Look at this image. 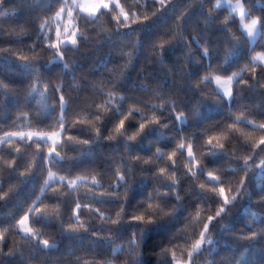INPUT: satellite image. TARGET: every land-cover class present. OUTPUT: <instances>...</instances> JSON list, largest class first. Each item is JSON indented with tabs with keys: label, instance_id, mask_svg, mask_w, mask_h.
<instances>
[{
	"label": "trees",
	"instance_id": "1",
	"mask_svg": "<svg viewBox=\"0 0 264 264\" xmlns=\"http://www.w3.org/2000/svg\"><path fill=\"white\" fill-rule=\"evenodd\" d=\"M119 2L125 11L137 13L140 19L145 13L151 16L152 11H158L142 24L120 29L112 18L111 9L92 20L83 17L82 13L77 16L79 10L72 9L75 17L72 24L84 33L80 37L79 47L62 46L65 60L48 63L49 56L55 50L47 45L56 40L58 25L63 31L68 20L67 9L72 6L71 0H0V12L3 13L0 16V80L15 88L14 94L3 97V103H0V137L12 131L62 133L57 145L62 158L52 156V163L43 159L47 155V148L52 146L50 141L20 140L18 137L0 140V195L8 193L5 200H0V233L3 234L0 251L6 253L15 249L13 254L0 255V264H84V261L96 264L97 258L111 264L128 260L130 264L129 257L125 255L130 251L127 247L123 252H113L112 249L126 245L132 231L139 227L144 228L139 264H172L169 256L158 255L162 248L170 244L176 246L174 251L177 258L183 260L186 247L198 238L207 216L214 215L220 206L218 196L196 187L207 180L206 174H202L198 181L193 180L190 174L184 175L188 172L184 167L188 161L187 143L195 141L194 156L199 160L200 153L208 152L205 145L208 136L219 134L222 129L227 130L226 138L221 141L225 149L217 150L215 154H205L202 160L205 171L213 170L222 177L227 192L229 188L234 191L239 179L244 176L241 168L243 161L239 157L248 155L252 144L264 134L255 131L251 139L245 140L243 133L251 131V125L243 119L236 125L240 131L227 129V125L233 123L241 113L257 123L264 122V88L259 87L264 82V71H261L264 64L256 67L255 81L250 70L241 73L248 84H239L236 81L241 77L236 78L233 88L239 95L231 100L223 97L211 80L199 83L209 72L213 75H230L243 68L250 56L255 54L250 51L251 48H255L256 52L264 51V34L260 32L252 45L245 36L233 48L232 55L225 63L224 51L232 43L231 35L239 37L241 29L238 18L226 8H215L213 12H208L210 7H214V0H203V4L201 0H165L163 8H160L157 0ZM245 2L252 15L260 16V26L264 28V0ZM61 6L66 11L57 17L56 12ZM115 11L118 14L119 9ZM182 12L184 15L180 22L185 38L174 39V33L178 31L175 21ZM225 23L232 33L226 31ZM40 24H44L43 29L39 27ZM105 28L111 30V35L105 34ZM134 34H138V42L132 64L121 75L126 63L121 53L132 51V42L136 39ZM192 37H198V40ZM165 40L169 43L160 57L159 47L154 49L153 44ZM205 43L213 49L210 59L201 55ZM37 53L40 55L39 67L43 79L40 88L43 90L45 85H50L51 89L47 93V106L38 103L41 98L36 93L28 95L34 76L32 70L25 68L17 59L21 55L31 59ZM64 62L70 64L69 69H63ZM113 83L117 91L111 99L109 113L96 122L95 116L102 114L97 105L108 99L107 93ZM58 86L63 87V92L55 91ZM60 95H65L68 101L63 111L59 104ZM162 104L165 106L157 107L156 114L168 127H147L135 142L128 144L127 152L122 138L112 141L102 138L110 133L123 111L127 114L129 107L151 109L153 105ZM180 111L186 113L185 122L176 120ZM27 112L31 113L30 117L23 114ZM153 114L152 111L133 113V118L126 122V128L128 131L135 130L141 116L151 117ZM61 118L65 125L63 130L59 123ZM81 120L83 124L78 123ZM93 124L101 129L99 139L96 138ZM212 125L216 127L212 128ZM203 129H209L207 134ZM185 136L187 139L183 140L185 148L181 150L182 155L178 152L173 161H167V155ZM68 137L73 139L69 140ZM84 139L91 143L83 145L78 142ZM156 147L163 149L165 155L162 158L154 155ZM130 154L145 158L150 156L154 163L133 166L127 199L123 188L120 189V201L101 195L115 185L118 167L122 172L127 171L126 166L131 163ZM252 155L253 167L247 180L249 195L231 207L230 212L213 221L210 225L213 244L206 247L214 250L211 254L197 253L195 264H211V261L214 264H264V234H258L251 241L237 238L255 228H264V201L255 202L264 195V167H256L264 158V153ZM8 160L15 161L14 169L7 166ZM29 165H33L29 174L19 177L18 173L28 169ZM168 165L172 166L168 175L175 171L178 192L184 196L181 202H176L174 196H162L160 200L165 205L177 203L178 210L146 226L135 222L112 225V219H121L116 213L119 211L118 204L125 199L124 219L143 207L141 202L148 193H153V199L148 202H158L155 189L159 187L163 192L167 188L161 186L164 178L157 179L156 173L159 167ZM49 169L57 177L74 179L85 176L87 180L74 190H69L66 183L57 179L56 183L41 191ZM233 169L238 171L234 172ZM93 175L97 177L99 187L91 183ZM212 186V183H208L206 188ZM76 202L90 207H81L79 220L84 224V229L73 233L65 229L69 223L76 222L72 214ZM57 204L58 215L52 211V205ZM34 207L44 209V212L29 213L28 209ZM144 207H147L146 203ZM100 212L104 213L103 218ZM197 212L200 213L198 217ZM24 214H29L28 227L33 229V234H38L39 239L55 241V247L44 249L36 240L20 231L16 221ZM188 216L192 218L185 220ZM220 219H223V227L219 224ZM93 232L104 238L93 236ZM77 257L80 259L77 260Z\"/></svg>",
	"mask_w": 264,
	"mask_h": 264
},
{
	"label": "snow or ice",
	"instance_id": "2",
	"mask_svg": "<svg viewBox=\"0 0 264 264\" xmlns=\"http://www.w3.org/2000/svg\"><path fill=\"white\" fill-rule=\"evenodd\" d=\"M157 2L160 5V8H163L165 4V0H157ZM201 4H203V0H201ZM115 6L114 8L112 6ZM247 3L244 2L241 3V0H236L235 5H232L229 3L227 7L231 10L232 13H238L240 17V22L238 27L241 29V34L239 37H237L235 34L231 35L232 43L229 45L228 48L224 51V62L226 63L229 59V57L232 55L233 48L240 43V40L244 39L246 36L247 38L251 39L253 38L258 31L261 32V34H264V28H261V20L260 16H253L250 12V9L246 7ZM224 7L223 4H217L214 7H210L208 9V12L211 13L214 11L215 8H222ZM72 9H78L79 11L76 13L77 16H79L81 13L84 14L83 17H86L88 20H92L94 18H97L98 16H103L105 10L111 9L113 12V20L116 21L118 28L120 29H129L133 25L142 24L145 21H148L151 19L152 16L156 14L158 10L152 11V15L149 16L148 14H143V19H140L137 13H129L125 11L124 7L121 6L119 0H72V6L71 8L67 9V15L68 20L65 22L63 31H61L59 25L56 29V40L53 42H50L47 47L50 49L55 50L51 56H49L48 63H52L56 60L64 61L65 57L63 55L64 53V47L62 46H71L73 49H76L79 47V40L84 33L78 28L73 26L72 20L75 19L73 16V10ZM116 9H119L118 14L116 13ZM66 11L64 6H61L59 11L56 12V16L59 17L62 13ZM3 13L0 12V16H2ZM184 13L182 12L180 16L176 18L175 24L178 31L174 33V39H184V32L181 27V19ZM123 17V19H121ZM39 27L43 29L44 24H40ZM226 31L229 33H232V29L227 27V24L225 23ZM105 34L111 35L110 29H103ZM136 36V39L132 42V51H125L122 52L121 55L126 58V63L123 65V68L121 70V75H123V70L127 69L131 66L132 60H133V54L134 50L137 46L138 42V34H134ZM63 37V38H61ZM191 39H197L198 37H192ZM169 43V41L165 40L163 43L153 44V48L159 47L160 49V57L162 55V51L165 48V46ZM189 51H191L190 44L188 45ZM2 51V50H0ZM43 49H41V52ZM251 52L255 53L254 55H251L248 61L245 63L244 67L241 68L239 71H233L230 75H213L212 72H209L208 75L204 76L199 83H203L204 80H214L216 85L220 90L223 92V97L228 99H233L234 97L238 96V91L234 90L233 88V82L236 81L237 77H241V73L250 70L253 76V80L256 79V67L260 64H264V51L256 52L255 48L250 49ZM201 55L203 57L211 58L213 55V49L205 43L201 50ZM159 58V57H158ZM18 61L23 64L25 68H29L32 70V73L34 76V79L30 81V86L28 90V95L32 96L33 93H36L41 100L38 101V103L46 105V101L48 99L47 93L51 90L50 85H45L44 89L41 90L40 85L43 83V79L41 78V70H40V55L39 53L34 54L31 59L27 55H21L17 57ZM187 59V57H186ZM209 67H211L209 65ZM70 64L68 62L63 63V69H69ZM261 71H264V69H261ZM239 84H248V81L244 80L243 77L240 78L239 81H236ZM191 83V81H190ZM199 83L196 85V87L199 86ZM251 86V85H250ZM260 88H264V82L259 84ZM55 91L57 92H63V87L58 86ZM116 87L115 83L112 84L111 90L108 91L107 97L108 99L105 100V102L101 105H97L99 109H101L102 114H97L95 116V121L99 122L102 120V117L109 113V108L111 105V99L116 93ZM15 88L9 84L6 83L4 80H0V103H3V97L8 96L10 94H14ZM123 98V97H121ZM219 99V97H217ZM67 99L65 95L59 96V104L61 111L64 110V106L67 103ZM167 102H165L166 104ZM173 104H175V101H172ZM164 104L160 106L153 105L151 109H141L136 107H129L127 109V114H125V111H123L120 115V118L114 123L110 133L107 136H103V139L112 141L116 140L117 138H122L125 141V151H128V144L130 142H135L145 131V129L149 126H156L159 125L161 127H168L167 124L162 123V121L159 119L158 115L156 114V108L157 107H163ZM178 110V109H177ZM39 111V109H38ZM141 111H152L154 114L151 117L141 116L140 120L138 122V127L133 131H128L126 128V122L133 118V113L141 112ZM31 116L30 112L23 113ZM66 115V114H65ZM187 119L186 113L183 111L179 112V115L176 116V120L185 122ZM244 120L246 124L251 125V131L243 133L245 136V140H249L252 138L253 132L255 131H261L264 132V122L257 123L255 119H247V116L244 113H241L240 115H237L235 117V120L233 123L227 125V129L229 130H235L240 131L236 127V125L239 123L240 120ZM60 128L61 130L64 129V121L63 118L60 119ZM78 123L83 124L84 121H78ZM89 123H92V121H89ZM96 138H101V129L100 127H97L95 124H93ZM212 128H215L216 125H212ZM209 129H203V132L207 134ZM61 132L53 131V132H5L3 137H0V140H11L13 137H18L20 140H45V141H51L52 146L47 148V155L43 157V159L48 162L52 163L50 160V157L55 156L58 158L61 157V152L57 151V145L60 144L59 137L61 136ZM227 136V130L222 129L219 134L216 135H209L208 138L205 141V145L208 146V152L207 153H200L201 159H197L196 156H194V143L195 141L187 143V157L188 161L185 163L184 167L188 169L187 173H184L185 176H190L193 178V180H200L202 174H206L207 180L200 182L196 187H198L201 191L210 192L215 196H218L220 206L215 211L214 215H208L206 222L202 225V230L198 233V238H196L190 245H188L185 249L186 255L183 260L177 258V253L174 251L175 245H168L165 246L160 250L158 255H167L171 258L172 264H195V260L197 258V253H209L214 249L207 248L206 245L211 246L213 244V236L211 235L210 225L213 223V221L218 220V218H221L224 216L225 213L230 212L231 207H234L241 199L249 195V188L247 184L248 180V173L252 170L253 167V155L252 153H264V134H262L258 141H256L251 146V152L248 155H244L242 157H239V159H242V171L244 173V176H242L239 179L238 184L236 185L234 191L232 188H229L226 192V189L224 187V182L222 177L218 174V172H214L213 170H207L205 171L203 167V156L205 154L211 155L215 154L217 150H224L225 144L221 141L224 140ZM69 140L73 139V137H68ZM187 139V137H181V142L177 143L174 150L167 155V161H173L174 157L177 156V153L180 152L182 155V151L185 148V143L183 140ZM79 143L83 145H89L91 143L90 140L84 139L78 141ZM17 152L20 151V149H16ZM154 155L156 157H163L165 155L163 149L161 147H156ZM131 156V163L127 165V171H123L120 167L116 169L115 177L116 182L115 185L111 188L110 191L106 193H101V195H107L109 198L120 201V189H124V195L127 199V194L129 192V179L133 172V166L134 165H149L153 164L154 161L149 156L148 158H145L143 156H140L138 154H130ZM6 164L9 168L14 169L15 161L8 160L6 161ZM33 167V165H29L28 169L25 171H20L18 173L19 177L23 178L26 177L29 174V170ZM171 165L165 166V167H159L158 173H156L157 179L164 178L161 181V186H165L167 188L166 191L161 192L159 190V187L155 189L157 193L158 202L157 203H151L148 201H151L153 199V193H148V196L143 200L141 203L143 204V207L139 210H136L134 214H132L127 219H124L126 216V208H125V201L118 204L119 211L116 213L117 217H121V219H112L110 222L112 225H119L120 223H133L135 222L138 225L146 226L149 224H153L158 220H162L165 217H168L175 213L178 210V204L172 203L165 205L161 202L160 197L162 196H174L176 202H181L183 200L182 193L178 192L177 188V182H178V176L175 173V171L171 172V175H168ZM257 168L264 167V158H261L260 163L256 165ZM143 171V169H140ZM234 172H237V169H233ZM57 179L61 183H66L67 188L69 190H74L79 184L86 182L87 177L85 176H77L74 179H66L65 176H56V173H54L52 170H48L47 179L43 180V184L41 186V191H44L45 188L50 187L52 184L56 183ZM91 183L94 185H97L99 187L97 177L95 175L91 178ZM208 183H212L211 188H206V185ZM55 192V189H53ZM8 196V193H4L3 195H0V200H5ZM37 200H40V197H37ZM264 201V195L258 197L257 201L255 202H261ZM147 204V207H144V204ZM81 207L89 208L90 206L88 204L82 205L80 202H76L75 208L73 209V216L76 217L75 223H69L67 225V228L65 231L68 232H79L80 229H84V224L79 220V211ZM32 211H35L38 214H42L44 212V209H41L39 207L29 208L28 212L31 213ZM52 211L56 212L57 215L59 213V206L52 205ZM98 211V210H97ZM99 215L101 218H103L104 213L100 212ZM200 215L199 212L196 213V216L198 217ZM255 216L256 214L253 213ZM191 216L185 217V220L191 219ZM29 221V214H24L19 218V220L16 221V223L20 226V231L23 232L26 236H30L32 239L36 240L37 243L42 246L44 249L55 247V241H50L48 239H39L38 234H33V229L27 227V223ZM219 224L221 227L224 226L223 219L219 220ZM7 231V229H5ZM87 231V229H85ZM143 227H139L138 229H135L132 231V236L128 239L126 245L118 246L117 248H113V252H123L124 247H127L130 251L125 252V255L129 257L130 264H139V259L141 257V239L143 236ZM258 234H264V228L258 227L253 229L252 231L248 232L247 234L239 235L237 238L240 240L245 241H251ZM93 236H98L97 233L93 232ZM3 238V234L0 233V239ZM98 238H104L99 237ZM15 249H10L8 252H2L0 251V255H10L13 254ZM95 255V253H93ZM118 258V256L116 257ZM80 258L77 257V260ZM84 264H88V261H84ZM96 264H111L110 261L102 262L99 258L96 259ZM211 264H214L213 261H211Z\"/></svg>",
	"mask_w": 264,
	"mask_h": 264
},
{
	"label": "rangeland",
	"instance_id": "3",
	"mask_svg": "<svg viewBox=\"0 0 264 264\" xmlns=\"http://www.w3.org/2000/svg\"><path fill=\"white\" fill-rule=\"evenodd\" d=\"M229 3H231L232 5H235L236 0H214V2H213L214 6L217 5V4H223L224 5V8H226L229 12H231V10L227 7V5ZM241 3H243L242 0H241ZM71 4H72V0H71ZM232 14H234L238 18V20L240 22L239 14L238 13H232ZM259 36H260V31H258L253 38H251V39L248 38L250 45H252L258 39ZM211 82L214 84L215 88L223 95L222 90H220L218 88V86L216 85L215 81L214 80H211ZM27 227H28V223H27Z\"/></svg>",
	"mask_w": 264,
	"mask_h": 264
},
{
	"label": "clouds",
	"instance_id": "4",
	"mask_svg": "<svg viewBox=\"0 0 264 264\" xmlns=\"http://www.w3.org/2000/svg\"><path fill=\"white\" fill-rule=\"evenodd\" d=\"M120 264H129L128 260H123L120 262Z\"/></svg>",
	"mask_w": 264,
	"mask_h": 264
}]
</instances>
